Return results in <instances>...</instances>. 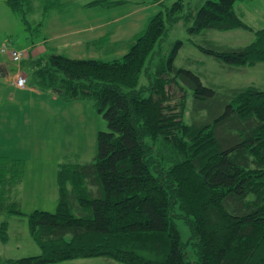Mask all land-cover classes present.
Masks as SVG:
<instances>
[{
    "label": "trees",
    "instance_id": "trees-1",
    "mask_svg": "<svg viewBox=\"0 0 264 264\" xmlns=\"http://www.w3.org/2000/svg\"><path fill=\"white\" fill-rule=\"evenodd\" d=\"M37 1L7 3L27 19L24 12H33ZM158 1L165 9L113 59L72 57L48 47L28 59L26 49L0 46L25 52L15 61L1 50L12 71L25 72L26 87L62 102L92 99L108 125L97 133L93 160L60 162L53 212L26 214L18 195L9 198L21 181L11 173L20 172L22 158L0 150V214L27 215L41 249L18 259L0 257L2 264L95 256L124 264H264V89L205 84L192 69L175 64L182 40L168 54L155 50L179 19L190 23L191 35L244 28L255 36L246 45L195 44L223 63L253 66L264 62V26L255 29L242 19L235 8L240 0H205L188 10L184 0ZM156 55L158 62L150 65ZM142 75L147 82L140 84ZM180 219L189 228L185 241ZM8 229L9 222L0 221L3 241Z\"/></svg>",
    "mask_w": 264,
    "mask_h": 264
},
{
    "label": "rangeland",
    "instance_id": "rangeland-1",
    "mask_svg": "<svg viewBox=\"0 0 264 264\" xmlns=\"http://www.w3.org/2000/svg\"><path fill=\"white\" fill-rule=\"evenodd\" d=\"M90 1L93 0H49V2L38 0L34 5L35 15L27 10L24 12L26 19L23 14L13 10L7 0H0V46L8 43L17 49H25L24 47L30 45L32 41L43 40L44 36L52 37L60 34L62 30L68 31L82 27L89 31V39L109 34V42L97 48L95 44L92 46L87 44L73 46L72 44L70 48H62L66 39L59 38L53 42V45H56L60 52L72 57L113 59L127 51L126 41L130 37L142 32L148 26L150 18L159 10L165 9L158 0H123L122 3L112 7L99 4L89 6L87 2ZM174 1L165 0L164 4L171 5ZM204 1L184 0L185 10H188L190 5ZM45 5L49 7L46 8ZM235 8L242 19L255 29L264 26V0H240L236 2ZM39 21H42V24H38ZM189 25L190 23L184 19H179L170 26L166 38L156 45L155 50L161 49V52L168 54L174 44L182 40L183 44L179 48L175 64L192 69L200 75L205 84L213 83L232 87L253 84L264 89V62L253 66L226 64L201 51L195 44V42L202 43L204 40H210L231 46L246 45L254 40L253 31L244 28L227 31L209 29L204 33L191 35L188 31ZM94 27L96 29L92 32ZM117 41L120 43L111 48ZM122 46L125 48L119 52L118 48ZM0 57L9 58L7 53L1 50ZM158 59L159 55H156L150 65L158 62ZM25 68L23 70L27 72L28 67ZM18 72V69L11 73L8 70L7 76H11L13 81ZM151 75L153 77L155 71ZM146 82L142 75L140 84ZM12 91L16 93L13 85L0 76L1 108L5 109L4 107L18 101V105L25 106V111H30L32 121L29 128L28 124L22 121L7 119V114L0 119V150L19 154L22 158L19 165L20 172L15 170L11 173L15 182L17 178H21V181L9 198H15L18 195L21 209L26 214L35 209L53 212L59 201L57 173L60 162L78 159L93 160L97 152V133L99 130L108 128L107 121L103 113L97 110L92 99L62 102L53 95L45 93L47 95L44 99L34 100L36 107L31 109L29 106L32 107L34 104L32 96H25L21 98V101L18 99L8 101L7 94L10 95ZM177 94L180 95L181 91L178 90ZM192 100L190 95L189 107ZM14 131L16 135L12 134ZM2 220L9 222V239L8 241L0 239V257L18 259L41 252L30 233L27 215L16 213L9 215L4 212L0 214V221ZM177 224L182 240L185 241L189 236L188 225L182 219L178 220ZM47 264L124 263L108 256H95Z\"/></svg>",
    "mask_w": 264,
    "mask_h": 264
},
{
    "label": "crops",
    "instance_id": "crops-1",
    "mask_svg": "<svg viewBox=\"0 0 264 264\" xmlns=\"http://www.w3.org/2000/svg\"><path fill=\"white\" fill-rule=\"evenodd\" d=\"M95 29L96 28L94 27L92 29V32H94ZM88 34H89V31L86 28L76 27L75 29H70L68 31L62 30V32L60 34L53 35L52 36L53 38L51 36H47V37L45 36V38L43 40L36 41V43H31L30 45L24 47L26 50L29 51V56L27 58L33 59V58L43 54L44 49L46 47L56 49L57 51H59L58 47L56 45H53V42L59 38H65L66 39L62 48H70V46L72 44H73V46L75 44L79 45V46H83L86 44L92 46L93 44H95V48H97L98 46H101V44L105 45V42L108 43L109 39H110L109 34L101 35L98 38H91V39L88 38ZM132 38L133 37H130L128 40H131ZM72 41H73V43H72ZM127 42L128 41H126V43ZM96 43H98V44H96ZM119 43H120V41L114 42V44L111 46V48L116 47V45ZM124 46L118 48L119 52H122L124 50V48H125ZM79 57H81V56H79ZM0 64H5L9 70V73L12 72L11 67L13 66V64H12V62H10L9 58L0 57ZM0 76L5 78V80L7 82H9L11 85H13V87L17 93L16 94L14 91H12V92H10L11 93L10 95L7 94L8 101H11L14 99H18L19 101H21V98H24L25 96L26 97L32 96V103H34V100H36V98L44 99L45 96L47 95L44 92H41L38 89H36L32 86H29V85L26 88L18 87L14 83V80L12 81L11 76H7V74L2 73L1 71H0ZM17 103H19V102L18 101L13 102V103H11V106H6V107H4L5 109H3V108H1L2 101L0 100V119L4 118V116L7 114L8 115L7 119H17L19 121H22V122L28 124L29 128H31L32 117L30 115V111L29 110L25 111V106L21 107ZM35 107H36L35 103L33 104L32 107L29 106V108H31V109H35ZM11 114H14L15 116L11 115ZM18 114H19V118H18Z\"/></svg>",
    "mask_w": 264,
    "mask_h": 264
},
{
    "label": "built area",
    "instance_id": "built-area-1",
    "mask_svg": "<svg viewBox=\"0 0 264 264\" xmlns=\"http://www.w3.org/2000/svg\"><path fill=\"white\" fill-rule=\"evenodd\" d=\"M4 52H7L10 54L11 58L15 61H19L22 57V55H25L23 51L16 50V49H11L7 51L5 48L1 49ZM15 84L19 87H26L27 85V76L23 72L19 70L16 79L14 80Z\"/></svg>",
    "mask_w": 264,
    "mask_h": 264
},
{
    "label": "water",
    "instance_id": "water-1",
    "mask_svg": "<svg viewBox=\"0 0 264 264\" xmlns=\"http://www.w3.org/2000/svg\"><path fill=\"white\" fill-rule=\"evenodd\" d=\"M0 71L7 74L8 73V69L6 68L5 64H0Z\"/></svg>",
    "mask_w": 264,
    "mask_h": 264
}]
</instances>
